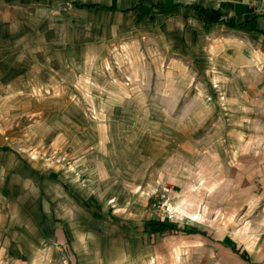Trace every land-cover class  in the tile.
<instances>
[{"label":"rangeland","instance_id":"374dc122","mask_svg":"<svg viewBox=\"0 0 264 264\" xmlns=\"http://www.w3.org/2000/svg\"><path fill=\"white\" fill-rule=\"evenodd\" d=\"M87 1L0 0V264L57 247L50 224L73 258L83 233L116 246L119 226L151 243L150 220L204 233L191 264H244L209 237L252 251L264 231V36L190 7L242 0H136L152 7L138 22ZM249 10L264 30V1Z\"/></svg>","mask_w":264,"mask_h":264},{"label":"crops","instance_id":"0c3cea01","mask_svg":"<svg viewBox=\"0 0 264 264\" xmlns=\"http://www.w3.org/2000/svg\"><path fill=\"white\" fill-rule=\"evenodd\" d=\"M104 1L105 2L102 3L101 1L93 2L92 0H88L86 2L88 6L85 5L86 7H84V10L90 13H105L104 10L100 8L94 10L88 8L92 4L98 5L99 3H102L107 7L115 6L116 9H122V11H128V9H132L131 13L135 15L137 22L143 21L145 17L149 13H151L150 8L152 7L146 5V3H143V5L139 9H135L140 5V3L136 5V0H133L132 5H128L127 7H120V0H117L116 5H112L111 0ZM167 1L168 0H165L164 3H167ZM259 2L260 0L236 1V3H234L232 6H229L228 12H225L220 8L218 9L224 12L227 18L233 19V21L237 18L238 14H243L238 18L242 23L249 22V20H253L256 15H259L255 14L253 10H249L250 6H255L256 4H259ZM182 11L186 14L185 17L187 18L188 16H195L194 12L189 9H184ZM260 19L261 18L257 19L253 23V26H256V28L258 29H262L257 26L258 24L260 25ZM262 198L263 197L259 198L260 201ZM243 205L245 206V204ZM250 205V203H247L249 210L251 209ZM244 222L252 223L251 217L247 218L246 214H244ZM254 223L264 230V218L261 216V214H259ZM50 227L52 229L51 237L53 239V242L60 246L52 248H41V242L39 239H37L36 242L38 247L31 248L27 246V248L25 247L24 250L21 249L20 258L22 264H191V259L194 258V254L188 253V250L194 248L202 249V244L206 239L204 238L205 235L203 233H197L194 235L182 233L179 238H168L164 236L166 233L164 232L162 233V236H159L151 243H149L148 241H146V237H149V232H151V229L148 230V228H145L146 234L145 232L143 234L139 232V229H136L137 226H119V232H115L116 235H118L117 237H115L117 241L116 246H112L111 244L106 243L104 245H98L97 247H94L91 241V233H83V235L85 236V241L87 242L83 248L85 250L82 249L79 251L75 244H72V249L69 248V250H71V254H73V259L72 257L67 256L66 253V244L72 243L70 233L67 230H64L63 227L59 228L55 226V224H50ZM33 228H31L30 230H32ZM263 233L264 231H262V233L259 235H255L256 240L254 246L252 245V251H249L247 247L241 248V246L236 245V242L232 237H225L224 239H222L210 236L209 240L219 249L226 250V253L228 255L237 257L244 264H264V262L262 263L260 262L261 260L257 259L260 258V256H264ZM112 249L116 251V255H108V251ZM52 254H54L55 258L52 257ZM203 257L204 254L202 253L201 260H203Z\"/></svg>","mask_w":264,"mask_h":264},{"label":"trees","instance_id":"16d2710c","mask_svg":"<svg viewBox=\"0 0 264 264\" xmlns=\"http://www.w3.org/2000/svg\"><path fill=\"white\" fill-rule=\"evenodd\" d=\"M20 1H23V0H20ZM24 1H30V0H24ZM142 5L143 4H140L135 9H139ZM179 6H180V4L173 5L172 7H168V9L178 8ZM98 7L105 8L109 11L116 10L115 6L107 7V6H102L101 4L90 5L88 8L94 10V9H98ZM190 7L193 8L194 11L199 14V16L201 17V20L205 26L218 25L219 23H223V21H224L225 25L231 29H234V28L239 29L242 27L249 28L250 27L254 32L260 33L264 36V30L258 29V28H256V26H253V23L261 17L260 15L256 16L253 20H249V22L236 23L233 21V19L227 18L225 13L222 12L220 9L206 8V7L201 8V7H196L194 5H191ZM128 11H125V12H128ZM262 17H264V16H262ZM148 223L151 224L152 226H154L157 229V231L160 233H164V231H179V230H181L178 228V226H176L175 224L170 223V222L150 220ZM183 232L186 234H193V235L197 234V233H199V234L203 233L201 230H198L195 227L194 228H185L183 230Z\"/></svg>","mask_w":264,"mask_h":264}]
</instances>
